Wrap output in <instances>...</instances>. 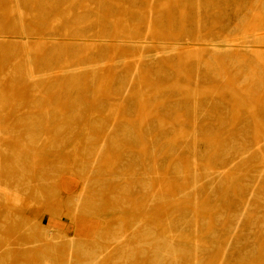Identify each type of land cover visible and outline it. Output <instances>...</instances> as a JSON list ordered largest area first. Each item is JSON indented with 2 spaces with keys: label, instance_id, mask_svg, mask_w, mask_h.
<instances>
[{
  "label": "rangeland",
  "instance_id": "obj_1",
  "mask_svg": "<svg viewBox=\"0 0 264 264\" xmlns=\"http://www.w3.org/2000/svg\"><path fill=\"white\" fill-rule=\"evenodd\" d=\"M0 36V228L107 247L140 218L264 264V0H0Z\"/></svg>",
  "mask_w": 264,
  "mask_h": 264
},
{
  "label": "bare ground",
  "instance_id": "obj_2",
  "mask_svg": "<svg viewBox=\"0 0 264 264\" xmlns=\"http://www.w3.org/2000/svg\"><path fill=\"white\" fill-rule=\"evenodd\" d=\"M185 4L187 3L186 2L181 3L182 6H185ZM140 14L142 15V11H140ZM148 25H149V22H148ZM253 36H255L254 32H253ZM250 38H252V36L246 37L245 40L250 39ZM5 39L7 40V37L0 36V40L5 41ZM19 40L20 42L25 41L24 38H19ZM125 43L131 44V42H125ZM230 44L231 43L229 42V44L227 43L224 46H221L219 44L218 45L207 44V45L209 46V48L212 47V49L215 52H217L225 48L226 50L231 49L232 46ZM191 45L192 44H182L181 42H175L171 46L163 47L162 50L164 54L171 53V52L174 53V52L180 51L181 47H183L184 50H187L192 47ZM22 48L26 49V45L24 43H22ZM243 48L244 47H242V49ZM130 49L134 52L136 51L138 53L140 52L139 55H137L138 60L135 63L136 64L135 72H137L138 64H141L143 60L145 59V55L142 50L143 48L133 47ZM181 52H183V49L181 50ZM29 74H32V73H29ZM29 74L28 75L26 74V75H27L28 80L31 82L34 79H33V76ZM35 80L37 79L35 78ZM192 110L193 112H196L195 108H193ZM194 118H196V116ZM3 185L1 184V180H0V194H4L5 197H8L9 195V197L13 200L14 203H20L21 199L18 193L15 192L13 189L4 187ZM82 202H83V197H79V199H77L74 202L75 211L80 208V205ZM144 212H147V211H144ZM135 215H133V217ZM151 219H153V217H151ZM132 220L134 221H131L132 224L131 226H129L127 231H125L123 228L117 234H114L111 237L110 241L108 239L110 244H108L107 247L105 246L92 247L91 245L90 247L81 246L77 248L75 239L73 237L65 236L64 234H61V233H58V235H60L62 238H65V242L64 243L62 242V244L60 243L61 248L56 245L57 243L49 247L42 246L38 243L24 242L20 240L21 235L24 234V232H28L30 229H28L27 231H20V230L10 231L5 228H0V264H105V263H108V264H138L140 262L141 264L142 263H145V264H182V261L184 259L191 261L192 264L199 263L198 257L196 255L200 251H203L206 248L202 245L203 241H201L198 237L194 236L193 241H191L190 243V240L188 238L185 239L180 231H173V230L160 231L157 228H154L153 225H150L149 224L150 222H146L143 219L138 218V219H132ZM123 222H127V221H123ZM46 232H47L46 230H43V234L45 235V238L51 242H54L56 240L55 236H51L47 234ZM30 239L32 238L30 237ZM57 240H59V237L57 238ZM185 240H187L188 242H186ZM198 242L200 243V245L198 244ZM139 260L140 262H138Z\"/></svg>",
  "mask_w": 264,
  "mask_h": 264
}]
</instances>
